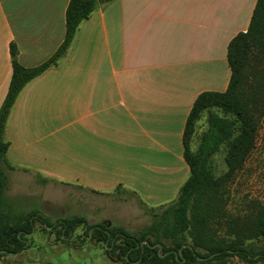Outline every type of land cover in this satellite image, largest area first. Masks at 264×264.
Masks as SVG:
<instances>
[{"label":"crops","instance_id":"obj_1","mask_svg":"<svg viewBox=\"0 0 264 264\" xmlns=\"http://www.w3.org/2000/svg\"><path fill=\"white\" fill-rule=\"evenodd\" d=\"M256 1L98 6L56 63L18 93L4 131L9 164L94 194L120 187L148 208L173 202L190 175L187 115L199 93L227 88V46L247 29ZM68 3L0 0V106L12 74L10 45L25 67L48 60L64 39ZM101 247L87 254L104 256L107 244ZM53 255L45 264L82 262L69 252Z\"/></svg>","mask_w":264,"mask_h":264},{"label":"trees","instance_id":"obj_2","mask_svg":"<svg viewBox=\"0 0 264 264\" xmlns=\"http://www.w3.org/2000/svg\"><path fill=\"white\" fill-rule=\"evenodd\" d=\"M111 0H69L65 12V36L56 52L35 67H25L17 59V48L10 45L12 74L7 93L0 106V254L19 253L30 246L34 222L39 218L43 229L58 228L59 236L71 238L84 219L57 220L53 224L35 211L15 213L4 193L11 170L6 154L9 143L4 131L10 110L23 86L39 75L68 49L78 25L89 18L100 5ZM227 62L230 79L224 91H203L197 95L187 115L182 134L183 157L190 175L180 188L177 199L157 207H150L152 222L139 236L110 221L88 226L98 243H106V255L120 264H227L224 256L239 255L248 263L264 262V247L240 246L241 239L204 235L212 218L225 217L228 196L226 185L241 170L256 142L259 119L264 114V0H257L249 25L228 43ZM207 112V130L201 135L197 151L191 149L196 122ZM224 147L226 170L214 176L206 159ZM120 188V187H118ZM256 211L252 238L264 237V204L251 202ZM161 210V213L155 210ZM159 223H163L160 227ZM88 225V224H87ZM202 230L197 232L198 228ZM250 237V238H251ZM187 238L190 241H187ZM207 253L206 261H199L198 249Z\"/></svg>","mask_w":264,"mask_h":264},{"label":"rangeland","instance_id":"obj_3","mask_svg":"<svg viewBox=\"0 0 264 264\" xmlns=\"http://www.w3.org/2000/svg\"><path fill=\"white\" fill-rule=\"evenodd\" d=\"M206 130L207 112H203L196 122L195 134L191 142L193 151L198 150L201 135ZM223 156L222 146L206 159L214 176L226 170ZM6 173L8 182L4 195L13 212L26 214L35 211L37 215L43 216L52 224L57 220L84 219L88 225L77 224L71 238L66 239L64 236H59L58 228L52 232H49L52 227L43 229L42 222L37 217L29 237L30 246L19 253L0 254V264H45L49 258L54 257L53 254L65 252L72 253L73 260L79 255L82 264H120L113 260L110 263L106 259L104 248L99 250L104 256L94 252L87 254L91 247L102 248L103 244L92 239L93 228L89 229L88 226L108 220L109 226L112 224L113 227H122L125 231L139 236L142 229L152 222L148 211L150 207L142 204L133 192L118 188L112 194H94L84 191L79 186L44 178L32 171L13 168L6 170ZM226 188L228 189L224 206L226 216L219 219L212 218L209 228L202 233L204 235L212 233L217 238H224L226 243L230 239L239 237L242 240L240 246L247 245L248 248L264 247V237H251L256 219V211L251 202L264 204V114L259 119L256 142L250 156L241 170L227 183ZM155 212L161 213V210L156 208ZM159 226L162 227L163 223H159ZM201 230L202 228L199 227L197 232ZM187 241L189 242L190 239L187 238ZM50 250L52 253L49 257L46 254ZM198 251L201 254L198 256L199 261L204 262L212 257V255L207 257V252L202 248ZM222 259L227 264H264L263 261L248 263L239 255L224 256Z\"/></svg>","mask_w":264,"mask_h":264}]
</instances>
